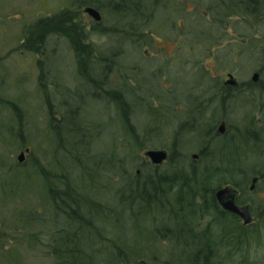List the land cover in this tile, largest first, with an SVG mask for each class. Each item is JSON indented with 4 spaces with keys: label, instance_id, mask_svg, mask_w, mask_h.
<instances>
[{
    "label": "trees",
    "instance_id": "obj_1",
    "mask_svg": "<svg viewBox=\"0 0 264 264\" xmlns=\"http://www.w3.org/2000/svg\"><path fill=\"white\" fill-rule=\"evenodd\" d=\"M69 1L74 9L64 8L32 23L24 43L44 54L47 37L54 35L72 50L69 62L56 52L61 45L54 44L52 56L45 62L54 86V90L45 89V99L56 174L33 163L42 190L35 205L14 208L8 219H1L0 252L6 228L19 234L49 225V231L40 228L24 235H29L31 245L49 250L50 264H136L140 259L149 264H251L252 252L264 246V201L254 195L258 188L249 192L247 185L254 175L264 182V159L247 170L245 154L259 150L264 157V122L257 127L245 111L244 127L226 131L220 142L216 141L215 123L239 103L251 102L264 111V83L259 81L264 75V35L259 40L262 48H252L259 62L257 81H243L235 89L203 71L196 84L206 86L196 94L185 91V83L168 72L171 87L167 90L149 68L152 79H145L137 62L148 60L149 66L150 60L155 61L142 57L139 50L151 44L152 26L169 17L171 3ZM84 5L113 11V25L103 17L88 29L80 16ZM223 6L237 8L244 26L264 19V0ZM221 8H217L219 12ZM224 11H213L217 17L221 14L220 19L216 17L221 26L226 21ZM229 11V16L239 15ZM72 14L79 15L76 23ZM194 24V28H203L200 21ZM95 35L107 40L97 44ZM202 36L190 34L189 39L201 41ZM126 47L137 60L133 65L124 60ZM58 58L61 71L58 64L50 66ZM182 62L176 65H188ZM174 65L170 63L168 70ZM70 68L73 78L68 81L64 71L69 73ZM162 90L172 96H163ZM93 101L102 105L99 112L90 109ZM137 120L143 122L141 127ZM144 148H164L168 159L160 166L148 160L139 163L138 153ZM194 148L197 159L192 158L194 152L189 153ZM225 184L239 190L237 201L250 203L258 224H243L220 207L214 192ZM18 185L12 189L15 193L20 190ZM9 252V259L16 261L17 254Z\"/></svg>",
    "mask_w": 264,
    "mask_h": 264
},
{
    "label": "rangeland",
    "instance_id": "obj_2",
    "mask_svg": "<svg viewBox=\"0 0 264 264\" xmlns=\"http://www.w3.org/2000/svg\"><path fill=\"white\" fill-rule=\"evenodd\" d=\"M209 1L187 0L185 5L178 1L177 4L171 3L172 6L168 9L170 18L167 16L166 20H158L154 27L152 26L151 44L144 45L139 50L142 57L144 55L149 59H154L155 61L150 60L153 64L148 66V60L137 62L128 47H126L127 54L124 57L126 64L133 65L136 62L138 65L141 64L145 79L149 81L152 78L147 74V69L156 72L161 88L167 90L171 87L167 75L169 72L173 77L185 83V91L192 90L196 94H200L202 88L206 86L205 83L204 87L196 84V78L200 77L198 74L203 71L209 72L212 80L222 76L226 77L227 73H231L240 83L251 80L252 74L259 68V62L255 58L257 54L253 56L252 48H262L259 40L264 35V19L259 23L258 20L255 21L253 25L252 16H250V22L248 21L251 23L250 27L244 26L246 23H240L242 19L240 11L237 8H228L229 12L232 11L239 15L225 17L226 21L221 23V26L217 20L201 16L202 10ZM64 8L74 9L69 0H0V233L4 231L1 227V219H8L14 208L32 207L39 198L42 179L34 172L33 163L36 162L45 171L56 174L53 169L51 150L53 147L48 134L49 115L45 99V89L48 88L51 91L54 90V86L45 62L48 57L52 56L51 50L54 44H57V48L61 45L62 48L59 47L56 52L62 59L69 60V62L72 61V50L66 47L63 38L54 35L47 37L44 48H42L44 54L27 48L24 43L32 23L40 18L57 14ZM228 9L223 12L224 15L228 13ZM100 11L104 21L108 19L113 25V11H108L105 7ZM81 18L88 27L89 17L84 15ZM199 21L203 23V28L201 29L200 26L194 28L192 25L195 26L194 23ZM190 34L203 35L202 40L191 41ZM106 40L105 36L95 35L93 37V41L97 44L105 43ZM184 60L188 65L179 68L180 66L176 64L183 63ZM172 62L176 67L168 70ZM56 64L59 65L60 71L63 70V64L59 58L56 62H51V68H55ZM69 65L73 66V62ZM43 69L45 73L42 74ZM71 69L69 73L66 72L67 70L64 71L68 81L73 78ZM126 73L129 74L127 71ZM259 81L264 83V75ZM162 91L163 96H169L170 93ZM101 108L102 105L99 102H90V109L95 113ZM234 109L232 113L227 112L225 116L218 118L215 123L216 131L221 120L225 122V129L229 133L237 127L243 128L244 126H241L245 111L249 112L248 118H251L257 127L264 122V111L260 107H254L251 102L247 105L239 103ZM55 118L59 119V113L55 115ZM136 123L141 127L143 122L137 120ZM109 125L106 123L107 127ZM218 135L216 141L220 142L222 134L218 133ZM161 137L165 138V136ZM261 137L263 138V134ZM236 138L238 139L236 144L239 146L241 138L239 136ZM156 140L162 139L156 136ZM144 150L145 148L138 153L139 163L142 160L147 161L143 156ZM21 152L23 160L19 162L17 158ZM192 152L195 153L196 148L189 150V153ZM234 153L237 155L238 149ZM245 159L246 165L244 166L247 170H251L254 162L262 161L264 157H261L259 150H255L247 152ZM136 169H139V166L134 168ZM18 182L20 190L15 193L12 189ZM257 188L255 197L260 202L264 201V182L259 180ZM33 189H35L34 192H32ZM252 216L253 222L258 224L259 217ZM40 228L42 231L50 229L49 225H42V227L30 229L31 231L26 230L24 233H37ZM24 233L18 234V231L6 228V235L1 238L3 249L0 252V264H50L52 257L49 250L37 244L31 245L30 238L27 237L29 235L25 236ZM262 240L264 242V237ZM18 241L22 244L18 245ZM9 251L17 254L16 261L9 259L11 255ZM251 260V264H264V246L252 252Z\"/></svg>",
    "mask_w": 264,
    "mask_h": 264
},
{
    "label": "water",
    "instance_id": "obj_3",
    "mask_svg": "<svg viewBox=\"0 0 264 264\" xmlns=\"http://www.w3.org/2000/svg\"><path fill=\"white\" fill-rule=\"evenodd\" d=\"M83 11L87 13L90 17H92L95 21L101 20L100 12L93 6L87 5L83 8ZM259 77L258 72H254L252 74L251 80L257 81ZM226 84L232 85L236 87L238 85V81L231 74L228 73V78L226 80ZM218 132L223 134L225 132V122L222 121L219 125ZM143 156L154 166H160L168 159V151L164 148H147L143 151ZM193 158H197L198 155L196 153L192 154ZM17 160L22 162L23 153L21 152L18 155ZM258 181V176H254L250 180L249 191H253L256 189V183ZM214 196L220 207L236 216H238L243 224H249L253 222V216L250 211V204L243 203L239 204L237 202L238 198V190L231 184H225L219 188H217L214 192ZM136 264H149L146 260L140 259L136 262Z\"/></svg>",
    "mask_w": 264,
    "mask_h": 264
},
{
    "label": "flooded vegetation",
    "instance_id": "obj_4",
    "mask_svg": "<svg viewBox=\"0 0 264 264\" xmlns=\"http://www.w3.org/2000/svg\"><path fill=\"white\" fill-rule=\"evenodd\" d=\"M160 1H163L162 3H166V4H168V3H175V4H177V1L179 2V3H182L183 2V5H185V3H186V1L187 0H154V2L155 3H158V2H160ZM240 1H257V0H210L209 1V3H208V5H206V7L202 10V15L201 16H203V17H206V18H211V19H213V20H215L216 21V19L218 18V19H220L219 17H220V15H218V17L217 16H215L214 15V17L215 18H213V16H212V13H213V11H215L216 13H218L219 11H218V7L219 8H221V9H223V10H225L226 11V9L225 8H227L226 6H223V4H225V5H227V3H230V4H232V5H236L237 3H239ZM220 5H221V7H220ZM85 6H87V5H84V7ZM90 6H93V5H90ZM84 7H82V9L84 8ZM93 7H95V6H93ZM99 12H100V14H101V20L100 21H95L92 17H90L87 13H85L84 11H83V13H81V15L80 16H84V15H87L88 17H89V21H88V23H89V25H88V29L90 28V24H92L93 22L94 23H100L102 20H103V16H102V13H101V11H100V9L99 8H97V7H95ZM221 9H220V12H221ZM228 9V8H227ZM219 12V13H220ZM214 14V13H213ZM73 15V22H75L76 23V21H77V19H76V17L75 16H79V15H76V14H72ZM228 15V13H226L225 15H224V17H228L227 16ZM217 17V18H216ZM84 24H86V23H84ZM177 24L179 25V23L177 22ZM152 40H153V38H152ZM227 78H228V73L226 74V77H224V76H222L221 78H219V80L221 79V81H222V83H223V85L225 86V87H231V88H235V89H237L238 87H239V85H240V82L238 81V85L236 86V87H234V86H232V85H229V84H226V80H227ZM223 120H221L220 122H219V124H218V127H217V132H218V128H219V125H220V123L222 122ZM219 133V132H218ZM224 133H226V129H225V132ZM223 133V134H224ZM222 134V135H223ZM193 158V157H192ZM198 158V157H197ZM197 158H193V159H197ZM164 163V162H163ZM254 176H256V175H254ZM254 176H251L250 177V180H251V178L252 177H254ZM250 180H249V182H248V185H247V188L249 187V184H250ZM258 180H259V177H258ZM257 183H258V181H257ZM257 183H256V188H257ZM238 190V189H237ZM249 190V189H248ZM256 190V189H255ZM255 190H253V191H249V192H255ZM238 195H239V190H238ZM239 204H243V203H240L239 201H237ZM246 203H248V202H246ZM250 204V203H249ZM250 211H251V205H250ZM251 214H252V212H251Z\"/></svg>",
    "mask_w": 264,
    "mask_h": 264
}]
</instances>
